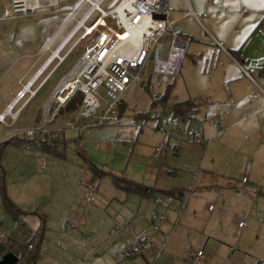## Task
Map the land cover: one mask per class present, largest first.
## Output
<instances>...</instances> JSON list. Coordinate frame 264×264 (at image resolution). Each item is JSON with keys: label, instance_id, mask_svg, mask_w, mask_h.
<instances>
[{"label": "rangeland", "instance_id": "1", "mask_svg": "<svg viewBox=\"0 0 264 264\" xmlns=\"http://www.w3.org/2000/svg\"><path fill=\"white\" fill-rule=\"evenodd\" d=\"M46 1L39 0L42 4ZM109 1L102 7L106 8ZM235 2L227 5L223 1L221 10L214 6L211 9L220 12L218 15L223 20L225 16L234 15H231L234 8L254 7L258 18L264 12V0ZM7 3L11 0H0V106L14 96L48 57L45 54L23 74L48 39L61 31L51 44L55 48L74 27L75 22L71 21L62 29L71 10L83 0H58L57 11L16 17L6 9ZM87 6L85 4L82 10ZM169 7L170 0L168 10ZM77 38L78 35L60 53L59 57L65 60L62 66L43 85L57 61L51 64L32 86V95L27 93L15 107L16 112L23 102L31 100L21 117L23 129L35 125L26 126L45 101L49 88L63 76L74 77L81 47L70 48ZM168 47L169 35L164 34L160 48L151 53L143 68L141 81L128 85L121 94L118 122L87 127L88 121L82 120L77 110L50 122V128L56 130L58 136L47 140L55 141V151L38 147L36 139L5 145L0 166L5 172L6 197L20 209L32 213L12 218L4 209L0 193V244L29 242L35 247V260H22V264H95L97 260L113 256L106 251L103 241H114L117 235L110 238L105 231L103 238L105 227L108 231H119L123 226L129 228V222H137L134 215L147 218L151 212L161 211L151 197L118 187L112 181L114 175L155 188H181L182 199L173 198L176 211L170 213L171 218L165 215L171 228L162 235L165 251L169 249L168 238L174 234L177 263L187 264L180 258L181 253L190 255L188 253L196 254L199 250L204 256L207 252L213 253V260L203 264H254L256 260H264V112L248 119L243 115L235 122L231 104L212 103L201 97L193 119L178 118L177 124L163 133L160 128L172 117L160 104L152 105L153 99L166 87L154 72V62L163 58ZM185 67L187 71L182 74ZM193 70L190 56L185 54L180 72L169 79V83L174 81L171 92L178 93L177 98L187 97L181 75L189 73L192 77ZM201 76L203 80L212 77L206 70ZM187 125L196 130L202 140L187 136ZM14 128L6 130L9 135L12 136ZM5 135L4 127H0V142L8 139L9 135ZM161 144L166 147L155 160L154 147ZM81 180L95 187L94 201L87 202L82 197L85 187L79 184ZM78 216H83L84 223L78 222ZM239 222L244 225L239 227ZM93 244L97 246L95 250ZM116 256L121 258L120 249Z\"/></svg>", "mask_w": 264, "mask_h": 264}, {"label": "built area", "instance_id": "2", "mask_svg": "<svg viewBox=\"0 0 264 264\" xmlns=\"http://www.w3.org/2000/svg\"><path fill=\"white\" fill-rule=\"evenodd\" d=\"M105 1L83 0V3L75 10H71L70 17L62 29L64 30L71 21L75 22L74 27L64 35L43 64L16 92L13 102L8 103L0 112V122L5 123L6 116L12 113L15 104L23 100L27 93L32 95L31 88L36 80L55 58H60V51L76 35L78 38L70 50L75 46L81 47V66L73 78L58 87L53 99L58 107L64 104L75 91H78L81 94L78 114L82 120L88 121V124H85L87 127L118 122L117 105L121 102V94L128 85L141 81L143 68L151 53L160 48V38L164 34L169 35V47L164 58L155 60L154 72L159 75V81L164 84L169 82L170 77L178 74L186 50V41L172 29V24L168 20V0H110L106 8H103L102 4ZM85 4L88 6L82 10ZM52 10H58L57 0H47L44 4L39 0H11L10 3V13L13 17L35 15ZM177 121V117H172L160 130L165 133L166 128L177 124ZM185 131L191 138H201V135L188 125ZM18 134L36 141L44 138L53 140L58 136L57 131L49 129L45 122L22 129ZM165 147V144L154 147L155 160L159 159ZM40 164L43 166L44 160L41 159ZM80 184L85 187L83 198L87 202L94 201L95 187L84 180H81ZM153 200L156 204L166 207L172 201V196L157 195ZM163 219V213L151 212L147 218L148 227L159 229V222ZM78 221L83 222L81 217ZM243 225L242 222L238 223L239 227ZM146 230L147 228L144 227L135 233L132 242L120 248L122 257L139 255L152 247L153 243ZM110 233H116V230L111 229ZM201 254L199 250L193 256H187L186 260L195 263ZM254 264H264V261L258 260Z\"/></svg>", "mask_w": 264, "mask_h": 264}, {"label": "crops", "instance_id": "3", "mask_svg": "<svg viewBox=\"0 0 264 264\" xmlns=\"http://www.w3.org/2000/svg\"><path fill=\"white\" fill-rule=\"evenodd\" d=\"M223 1L227 5H229V3L232 5L236 3V0H216L215 4H213V0H170L168 20L172 24V29L174 30L176 26V33L185 39V54L190 56V64L194 67V74L192 77L188 75L189 73H187L186 76L181 75V81L184 83L187 97L179 99L177 98L178 93H171L176 100L192 98L198 99L201 97H206V99L212 103L216 102L218 104H222V102H224L228 103L229 105L231 104L232 118H236V122L237 120H240L243 115L248 119L250 116L264 112V12H261L259 14V17L261 18H258V12L256 9H254V7H247L246 10L234 8V12L231 13V15H234L229 17L225 16V20H223L218 15L220 12H213L211 9V7L214 6L221 10L224 6ZM241 4L242 2L240 1L239 6H241ZM6 9L10 12V3H7ZM213 13H216V15L213 16ZM60 33L61 31L56 36H52L48 39L40 51L35 55V59L32 61V63L27 68H25L23 74H26L29 70H31L35 63L38 62L45 54L46 57L50 55L51 50L54 49L52 48L51 44L59 37ZM62 51L63 49L60 51V53ZM166 54L167 52L163 58L166 56ZM220 57L223 58L220 60ZM45 59L46 58H44V61ZM55 61H57L56 66L42 82L43 85L49 79V77L62 66L65 60L55 58L45 70H47ZM182 61L183 58L181 60L178 73L180 72ZM80 66L81 60L79 57V67L74 72V76L79 71ZM205 70L212 76L208 80H203L201 76V72ZM186 71L187 67H185L182 74H184ZM67 80L69 79L63 76V78L56 81L53 87L49 88L48 96L46 97L45 101L40 104L36 115H32L31 119L29 118L26 126L45 122L46 126L49 129H52L50 128V122L61 117L65 118V116L59 115L57 113V106L54 102L53 95L55 94L58 87ZM18 82L20 84V80H18ZM173 83H171V91L172 88H174V85L172 86ZM19 89L15 91L14 96ZM14 96L4 105L0 106V112L4 110L8 103L13 102ZM21 101L22 100L18 101L12 109V113L6 116L5 123L0 122V127H4V133L6 134L5 136L11 134L6 131L7 129H13L15 127L13 131L14 133H12L18 134L19 131L24 128V125L20 121H22L21 117L23 111L26 109L31 100L27 99L22 103L18 111L15 112V107ZM226 111L227 110L224 112L225 114ZM29 113H31V111L28 112V117L30 115ZM37 143L38 147H40V142L37 141ZM49 144L54 145L55 141L50 142ZM153 188L156 190H164L159 187ZM172 189H180V191L177 193L176 197H172V201L168 206L162 207L155 203L161 210L159 213L164 214V219L159 222V229L155 230L148 227L149 222L147 218L149 215L147 218L141 215H134L133 218L137 220L136 223L133 221V223L129 222V228L127 226H123L119 229V231L115 229L116 233L113 234L110 233L111 229L108 231V227H105L103 230L104 233L101 235L103 238L105 231L108 232L107 236L110 238H113L115 235H117L114 241H103V243L106 245V251L109 250L113 256H107L102 260H97L95 264H179L174 258L178 257L176 255L177 242L175 241V238H173L174 234L172 236L171 233L170 237L168 238L169 249L164 251L162 248L164 247L165 242L163 241L162 235H164L165 230L168 228L170 229L172 225L169 223V220H166L165 215L167 214V216L171 218L170 213L176 211V205L175 202H173V198L181 200L183 197L181 188ZM80 217L83 220L82 223H84L83 216H78L77 220ZM131 224L133 226H131ZM144 227L147 228L146 233L153 243L152 247L139 255L130 257L121 256V258L118 259V256H116L118 249L131 243L133 240V235L142 230ZM187 228L190 227L187 226ZM179 230L180 229L178 228V231ZM200 232L203 234L204 228H202ZM102 237L101 239H103ZM93 247V250H95L97 248L96 244H93ZM218 251L219 253L224 254L222 250ZM181 254L182 255H180V258L184 260L185 263H191L186 260V257L189 256L186 252ZM188 254L192 256L194 255L192 252ZM211 260H213V253L207 252V254L204 256L202 252V254L197 257L196 262L191 264H203L211 262Z\"/></svg>", "mask_w": 264, "mask_h": 264}, {"label": "trees", "instance_id": "4", "mask_svg": "<svg viewBox=\"0 0 264 264\" xmlns=\"http://www.w3.org/2000/svg\"><path fill=\"white\" fill-rule=\"evenodd\" d=\"M63 8H66V6H63ZM80 101H81V94L78 91H75L71 96H69V98L65 101L64 104L56 108L57 113L62 116H66L68 114L74 113L75 111L78 110ZM156 104H160L162 108L168 109L171 112V117H177L182 120L190 121L191 119L194 118L195 114L198 112L200 101L195 98L176 100L173 94L171 93V83L168 82L166 83V87L163 93L160 96L153 99L152 105H156ZM118 107H120L118 108V113H119L122 107L121 102L118 104ZM44 139L39 141L40 147L48 148L49 150L54 151L55 144L50 145L49 140H47L46 138ZM200 139L202 140V137ZM32 140L33 138L26 137L20 134H13L11 137L9 136L8 139L6 138L0 142V158L5 145L7 144L18 145L22 143H29ZM4 176H5V172L0 166V193L2 195L3 206L5 211L8 212L12 218L14 217L15 219H17L19 215H22L24 213H29V212L32 213V211L20 209L18 206H16L6 197L4 191V184H3ZM112 181L118 187L124 189L126 192L137 193L144 197L154 198L157 195H163V194L176 197L177 193L180 191V189H172V188L164 189V190H156L151 186H147L145 184L135 182L125 177L117 178L115 175L112 177ZM29 245H30L29 242L8 243L7 241L6 244H0V257L4 253L10 251L18 257V261L15 262L14 264H22V260L33 261L37 257V253L35 247L31 245L29 250L28 249Z\"/></svg>", "mask_w": 264, "mask_h": 264}, {"label": "water", "instance_id": "5", "mask_svg": "<svg viewBox=\"0 0 264 264\" xmlns=\"http://www.w3.org/2000/svg\"><path fill=\"white\" fill-rule=\"evenodd\" d=\"M17 261L18 257L10 251L0 257V264H14Z\"/></svg>", "mask_w": 264, "mask_h": 264}, {"label": "bare ground", "instance_id": "6", "mask_svg": "<svg viewBox=\"0 0 264 264\" xmlns=\"http://www.w3.org/2000/svg\"><path fill=\"white\" fill-rule=\"evenodd\" d=\"M13 116V115H12ZM14 117V116H13ZM15 118V117H14Z\"/></svg>", "mask_w": 264, "mask_h": 264}]
</instances>
